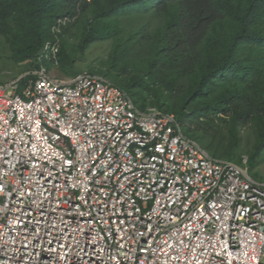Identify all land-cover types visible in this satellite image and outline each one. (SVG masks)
I'll use <instances>...</instances> for the list:
<instances>
[{"label": "built area", "instance_id": "built-area-1", "mask_svg": "<svg viewBox=\"0 0 264 264\" xmlns=\"http://www.w3.org/2000/svg\"><path fill=\"white\" fill-rule=\"evenodd\" d=\"M72 20L0 83V264H264V182L245 161L102 75L45 68Z\"/></svg>", "mask_w": 264, "mask_h": 264}, {"label": "trees", "instance_id": "trees-1", "mask_svg": "<svg viewBox=\"0 0 264 264\" xmlns=\"http://www.w3.org/2000/svg\"><path fill=\"white\" fill-rule=\"evenodd\" d=\"M133 16L155 25L148 30L146 22L124 36L120 19ZM60 17L74 20L60 34L58 64L73 66L67 30L78 31L83 53L91 44L111 39L106 71L92 67L87 72L111 76L143 107L175 114L183 131L200 135L240 165L242 157L235 151L240 128L248 126L254 141L244 166L260 162L264 0H0V35L8 42L11 60L40 67L38 57L45 41L53 39L50 27ZM217 119L226 124V135L211 132ZM193 123L197 129H191Z\"/></svg>", "mask_w": 264, "mask_h": 264}, {"label": "rangeland", "instance_id": "rangeland-1", "mask_svg": "<svg viewBox=\"0 0 264 264\" xmlns=\"http://www.w3.org/2000/svg\"><path fill=\"white\" fill-rule=\"evenodd\" d=\"M120 21H121V25L124 27V32H123L124 36H126L127 33L129 32L138 31L139 27H141L146 22L150 24L148 30L152 29L155 25L154 21L152 22V20L150 21L148 20V18L139 20L134 16L131 18L130 17L121 18ZM77 32L78 31L75 28H72L69 31L67 30L66 35H64L66 36V41L70 46L69 49L67 50L70 52L69 57L74 61L72 67L66 66L64 64L53 65L47 59H43V65L45 66V68L58 78L74 77L75 75L78 74L79 71H87L89 70V68L92 67H95L97 69H102L105 71L107 69L106 63L109 59V54L112 48L111 39L95 42L91 44L88 47V49H86L83 53L79 49L78 42L80 35ZM11 55L12 53L9 48L8 42L3 38V36L0 35V83L11 81L22 75H26L28 71L35 69V67H31L29 62H21V63L14 62L13 60H11ZM109 78L112 79L111 76H109ZM23 85L24 82H21L19 85V91H18L19 93L22 92ZM135 105L140 110H145L147 108L141 106L136 101H135ZM199 121H201V119ZM213 124L219 128L217 129V127L215 126V128L211 129V132L218 130L221 134L226 135L227 126L223 121L217 119L213 122ZM188 126H190V123ZM195 128L197 129L196 124L195 123L191 124V129L193 130ZM201 128H202L201 126L198 127L197 132H200L202 130ZM184 132L187 136L196 140L201 146L207 147L208 148L207 150L210 153V155L224 160H235L234 157L233 159H231L229 155L226 156L225 154H221L217 151H214L210 147L209 143L206 142L208 140L203 139L200 135H196L192 131H187V130H185ZM240 135H241V142L235 151V156L242 157V162H244L247 158V153L250 151L252 147L254 138H253V133L248 126H244L240 128ZM224 142H226V139L224 140ZM247 172L253 179L264 182V153L261 155L260 162L257 164V166L255 167L248 166Z\"/></svg>", "mask_w": 264, "mask_h": 264}]
</instances>
